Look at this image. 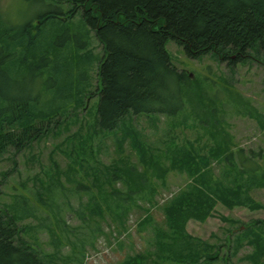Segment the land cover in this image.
I'll return each instance as SVG.
<instances>
[{
  "label": "trees",
  "instance_id": "1",
  "mask_svg": "<svg viewBox=\"0 0 264 264\" xmlns=\"http://www.w3.org/2000/svg\"><path fill=\"white\" fill-rule=\"evenodd\" d=\"M19 8L0 11V161L11 149L18 152L46 138L59 127L62 111L86 106L94 63L99 81L93 94L99 95L95 128L103 134L125 129L124 142L136 135L127 126L134 116H175L186 107L193 80L171 62L169 40L190 58L210 55L232 68L264 56V0H21ZM90 32L102 44L99 55L90 47ZM132 143L139 146L136 139ZM228 149L218 146L202 155L175 151L172 166L185 168L191 179L165 207L167 228H155L159 257L167 253L164 260L177 264H210L217 252L209 254L211 247L187 232V222L205 220L218 202L228 208L259 206L250 192L263 184L257 161L262 153ZM139 151L146 163L147 150L142 146ZM87 157V148L80 147L66 179L77 181L70 174L76 173L75 165L85 170ZM213 160L235 175L227 179L224 172V178H215L209 167ZM90 168V185L100 192L123 182L126 189L113 193L125 203L155 192L146 172L133 164L118 160L103 170ZM60 178L56 173L49 193L53 186H64ZM76 184L78 194L90 192L88 184ZM91 208L103 212L96 204ZM22 233L18 217L0 208V264H60ZM130 263L141 264L136 258Z\"/></svg>",
  "mask_w": 264,
  "mask_h": 264
},
{
  "label": "rangeland",
  "instance_id": "2",
  "mask_svg": "<svg viewBox=\"0 0 264 264\" xmlns=\"http://www.w3.org/2000/svg\"><path fill=\"white\" fill-rule=\"evenodd\" d=\"M20 4L21 0H0V11L18 12ZM90 40L93 52L101 54L102 44L94 32ZM166 48L171 62L190 72L193 80L183 111L175 116H134L127 126L136 135H128L124 142L120 139L125 129L97 132L99 95L93 94L99 81L94 63L86 106L62 111L59 127L46 138L18 152L11 149L0 161V208L15 214L23 237L54 262L131 264L136 258L141 264H177L164 260L167 253L156 255L155 229L167 228L165 207L191 179L185 168L172 166L174 153L180 148L202 155L227 146L230 151L245 148L247 153H262L257 161L263 184L250 192L252 203L259 206L228 208L218 202L205 220L190 219L186 230L211 247L209 254L217 252L210 264H264V56L238 62L233 69L210 55L190 58L173 40ZM134 139L139 146L132 143ZM142 146L147 150L146 163L139 151ZM80 147L87 148L90 164L85 170L75 165L76 173L70 177L77 181L68 180L65 176ZM118 160L145 171L155 192L125 203L113 193L126 189L123 182L107 184L102 192L90 185V166L103 170ZM209 167L215 178H224L227 172L226 178L231 179L236 173L222 161L213 160ZM160 170L165 171L161 177ZM56 173L64 186H53L49 193ZM76 182L91 186L90 192L78 194ZM95 204L102 214L92 212Z\"/></svg>",
  "mask_w": 264,
  "mask_h": 264
}]
</instances>
